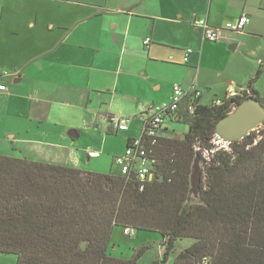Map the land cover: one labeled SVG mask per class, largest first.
I'll use <instances>...</instances> for the list:
<instances>
[{"label": "crops", "instance_id": "crops-1", "mask_svg": "<svg viewBox=\"0 0 264 264\" xmlns=\"http://www.w3.org/2000/svg\"><path fill=\"white\" fill-rule=\"evenodd\" d=\"M243 13L245 30H225L217 42L194 24L206 18L221 27ZM250 81L264 98V0H0V84L9 87L0 90L3 155L118 171L114 158L174 83L212 104ZM113 114L130 117L127 130L110 128ZM175 121H165L163 136ZM83 133L102 149L79 148ZM118 137L121 147L110 151ZM92 159L102 163L89 167Z\"/></svg>", "mask_w": 264, "mask_h": 264}, {"label": "trees", "instance_id": "trees-1", "mask_svg": "<svg viewBox=\"0 0 264 264\" xmlns=\"http://www.w3.org/2000/svg\"><path fill=\"white\" fill-rule=\"evenodd\" d=\"M249 84L220 105L196 100L194 113L183 102L168 119L186 123L187 131L145 140L154 174L143 184L134 172L0 154V254H16V264H138L148 247L129 258L112 252L113 236L129 228L162 235L165 251L153 264H166L183 238L193 243L174 264H264V123L230 149L215 143L217 122L236 105L250 97L264 104ZM197 156L205 165L194 191Z\"/></svg>", "mask_w": 264, "mask_h": 264}, {"label": "built area", "instance_id": "built-area-1", "mask_svg": "<svg viewBox=\"0 0 264 264\" xmlns=\"http://www.w3.org/2000/svg\"><path fill=\"white\" fill-rule=\"evenodd\" d=\"M249 21V16L243 13L235 21L226 22L221 27L213 26V24L209 23L206 18L196 19L194 24H196L197 27L202 28L205 39L217 42L222 38L225 30L232 32L244 31ZM144 42L146 44L149 43L150 38L147 37ZM8 89L9 87L7 85L0 84V90ZM201 95V91H191L190 89L184 88L179 82L174 83L171 98H169L168 101H163L153 107L154 112L149 118H147L140 137L131 140L126 147L125 152L114 158L115 167L120 174L129 176L134 172L135 176L142 184L145 181H150L154 174V160L150 158L149 153L147 152V148L144 144L145 140H151L155 143L158 137L162 135L161 130L164 127L165 121L170 116H175V113L181 109L183 102L187 101L190 112L194 113L196 100L200 99ZM222 98L215 99L212 104L220 105L222 103ZM109 121L111 129L117 132H122L128 129L130 117L113 114L110 116ZM124 232L129 235L134 234V231L129 228L125 229ZM202 264H208V262L204 260Z\"/></svg>", "mask_w": 264, "mask_h": 264}, {"label": "rangeland", "instance_id": "rangeland-1", "mask_svg": "<svg viewBox=\"0 0 264 264\" xmlns=\"http://www.w3.org/2000/svg\"><path fill=\"white\" fill-rule=\"evenodd\" d=\"M174 129L169 132L171 136H178L181 137L184 132L187 131L188 125L186 123H179L175 122L173 123ZM263 125H260L257 129L250 131V133L258 134L259 128L261 129ZM95 136L83 133L82 136L77 139L76 145L79 146V148H84L85 146L93 144L96 148L102 149L101 141L95 140ZM121 138H114L110 142V145L108 147L111 149L110 151L116 149L118 150L121 147ZM215 143L217 148L221 149H230L229 143L224 142L223 140H220L219 137L215 138ZM207 157L210 159L209 153L202 149V156ZM95 161H100L96 159H92L91 165L89 167L94 166ZM101 162V161H100ZM102 163V162H101ZM106 164V163H105ZM201 169L204 176V165L205 163L203 161L200 162ZM193 170V168H192ZM202 176V180H203ZM198 195H192V202H199ZM162 235L159 232L154 231H135L133 235H126L118 232L114 235V240L118 241V244L112 248L113 255L118 257H131L135 255V253L142 247H148L147 250L142 254V256L138 260V264H153L154 260L156 259H162L165 247L162 243ZM192 243V240L190 238H183L180 239L177 242V249L176 252H173L167 261L166 264H174V257L176 254L183 249H185L189 244ZM17 255L16 254H0V264H16L17 262Z\"/></svg>", "mask_w": 264, "mask_h": 264}, {"label": "water", "instance_id": "water-1", "mask_svg": "<svg viewBox=\"0 0 264 264\" xmlns=\"http://www.w3.org/2000/svg\"><path fill=\"white\" fill-rule=\"evenodd\" d=\"M235 47V46H233ZM264 123V104L255 97H250L238 105L226 116H223L216 124V135L226 143H232L244 139L250 131L257 129ZM72 137L77 133L70 132ZM201 157L197 156L193 162V171L190 175L191 185L194 191H199L203 172L201 169Z\"/></svg>", "mask_w": 264, "mask_h": 264}]
</instances>
